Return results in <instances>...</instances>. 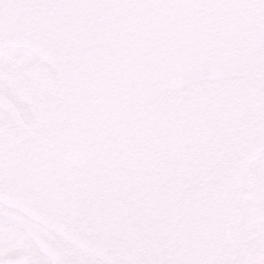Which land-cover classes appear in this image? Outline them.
<instances>
[{
    "label": "water",
    "instance_id": "1",
    "mask_svg": "<svg viewBox=\"0 0 264 264\" xmlns=\"http://www.w3.org/2000/svg\"><path fill=\"white\" fill-rule=\"evenodd\" d=\"M5 48L53 70L62 115L47 138L0 130V202L103 264H144L141 225L156 264H264V231L228 233L264 156V0H0ZM211 182L210 213H183Z\"/></svg>",
    "mask_w": 264,
    "mask_h": 264
},
{
    "label": "flooded vegetation",
    "instance_id": "2",
    "mask_svg": "<svg viewBox=\"0 0 264 264\" xmlns=\"http://www.w3.org/2000/svg\"><path fill=\"white\" fill-rule=\"evenodd\" d=\"M10 50L2 49L0 51ZM35 65L15 77L0 76V94L15 108L21 123L0 109V130L11 142L32 140L33 137L47 138L56 133L59 119L62 115L61 91L57 78L51 69L38 57L29 52ZM11 61L3 63L4 65ZM23 81L31 86L30 98L25 91L15 90L17 82ZM244 181L241 196L244 192ZM205 188L206 195L196 200L198 190ZM217 187L214 183H206L191 188L181 200L183 213L202 215L206 217L215 205ZM197 201V202H196ZM240 201V200H239ZM237 208L228 221L236 216ZM237 217L236 227H245L246 221ZM235 226V224H234ZM264 231V219L260 232ZM232 237V235H231ZM264 243V236L256 241ZM133 244L144 255V264H156L164 261L159 258L157 247L163 246L160 233L148 226L141 225L135 233ZM233 252V251H232ZM232 264H235V258ZM0 264H103L87 252H83L73 244L66 242L59 235L47 229L42 224L25 216L18 209L0 202Z\"/></svg>",
    "mask_w": 264,
    "mask_h": 264
},
{
    "label": "rangeland",
    "instance_id": "3",
    "mask_svg": "<svg viewBox=\"0 0 264 264\" xmlns=\"http://www.w3.org/2000/svg\"><path fill=\"white\" fill-rule=\"evenodd\" d=\"M6 61L12 63L4 65L3 63ZM33 65H35L33 57L24 49L0 51V76L3 74L8 77L18 76ZM31 86L20 81L14 88L17 91L24 90L27 98H30ZM244 184V197L240 201L236 216L232 219L229 227V233L235 238L257 234L264 219V157L251 166L248 176L244 179ZM240 213L247 224L245 227L237 228L236 220Z\"/></svg>",
    "mask_w": 264,
    "mask_h": 264
},
{
    "label": "bare ground",
    "instance_id": "4",
    "mask_svg": "<svg viewBox=\"0 0 264 264\" xmlns=\"http://www.w3.org/2000/svg\"><path fill=\"white\" fill-rule=\"evenodd\" d=\"M5 49H22V48H5ZM0 50H2V49H0ZM25 50V49H24ZM27 51V50H26ZM29 52V51H28ZM31 53V52H30ZM33 54V53H32ZM33 55H35V54H33ZM36 56V55H35ZM37 57V56H36ZM40 59V58H39ZM41 60V59H40ZM42 61V60H41ZM43 62V61H42ZM44 63V62H43ZM49 67V66H48ZM50 68V67H49ZM51 69V68H50ZM51 71L53 72V70L51 69ZM53 74L55 75V73L53 72ZM55 77L57 78V76L55 75ZM57 81H58V79H57ZM58 83H59V81H58ZM0 95H2V94H0ZM3 96V95H2ZM4 97V96H3ZM5 98V97H4ZM6 99V98H5ZM7 100V99H6ZM8 101V100H7ZM9 102V101H8ZM10 103V102H9ZM11 104V103H10ZM12 105V104H11ZM1 109V108H0ZM2 110V109H1ZM2 111H4V110H2ZM5 112V111H4ZM6 113V112H5ZM8 114V113H7ZM9 115V114H8ZM264 157V156H263ZM262 157V158H263ZM261 159V158H260ZM259 159V160H260ZM257 162V161H256ZM255 163V162H254ZM253 163V164H254ZM252 164V165H253ZM251 165V166H252ZM251 166H250V168H251ZM250 168H249V172H250ZM249 172L244 176V178L242 179V182H243V180L248 176V174H249ZM241 187H242V185H241ZM244 197V195H242L241 196V192H240V194H239V196H238V199H237V202H236V204H235V208L236 207H238L239 206V204H240V201L242 200V198ZM240 200V201H239ZM235 208H234V211H235ZM233 211V212H234ZM33 220V219H32ZM35 221V220H34ZM35 222H37V221H35ZM39 223V222H38ZM41 224V223H40ZM44 226V225H43ZM47 228V227H46ZM48 229V228H47ZM52 231V230H51ZM54 232V231H53ZM55 233V232H54ZM228 233H229V230H228ZM260 233V230H259V232L257 233V234H259ZM257 234H254V235H251V236H246V237H244V238H235L232 234H230L229 233V235H230V237H231V235H232V239H235V240H243V239H247V238H250V237H252V236H255V235H257Z\"/></svg>",
    "mask_w": 264,
    "mask_h": 264
}]
</instances>
